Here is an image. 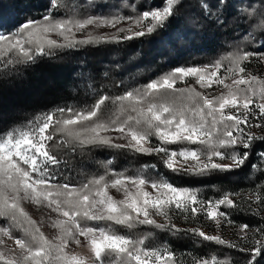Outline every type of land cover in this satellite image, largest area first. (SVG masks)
Instances as JSON below:
<instances>
[{
  "label": "snow or ice",
  "instance_id": "6c2138e0",
  "mask_svg": "<svg viewBox=\"0 0 264 264\" xmlns=\"http://www.w3.org/2000/svg\"><path fill=\"white\" fill-rule=\"evenodd\" d=\"M196 2L199 13L184 27L173 23L184 0L146 10L128 2L49 0L39 18L0 19V90L42 57L170 32V41H186L196 28H226L229 8L244 25L240 42L208 63L171 68L137 87L121 81L119 93L89 82L90 103L0 123V264H264V178L254 179L264 177V148L256 151L264 145V73L249 69L264 66V0ZM19 6L31 7L25 0ZM102 151L158 162L117 171L114 159H105L102 171L85 172ZM161 166L193 184L247 167L250 186L205 197L174 183ZM26 204L47 210L53 237ZM201 217L218 230L231 228L235 238L209 234L197 226ZM152 230L188 239L194 248L208 242L229 251L177 256L167 240L153 243Z\"/></svg>",
  "mask_w": 264,
  "mask_h": 264
},
{
  "label": "trees",
  "instance_id": "16d2710c",
  "mask_svg": "<svg viewBox=\"0 0 264 264\" xmlns=\"http://www.w3.org/2000/svg\"><path fill=\"white\" fill-rule=\"evenodd\" d=\"M25 2L31 7L21 10L19 0H3V7H0V19L6 18L4 22L13 23L17 18L24 19L26 16L39 18L45 12L49 0H25ZM103 2L117 6L122 2H128L135 4L139 10L163 4V0H106ZM232 2L233 0H230V3ZM210 3L215 4L216 0H210ZM132 11L133 9L129 8L126 14ZM226 11L228 15L226 28H218L215 25L202 29L196 28L189 32L186 41H170L168 39V36L172 35L170 32L163 38L146 36L119 44L85 46L82 50H72L67 54L63 52L53 58L42 57L35 65L25 69L22 76L15 80L9 78L10 82L0 90V112L4 111L7 105L11 108L17 107L19 115L8 119V121L15 119L17 122L21 121V117L33 116L56 106L80 105L79 100H84L89 82L97 89H110L112 93H119L122 89L116 85L121 81L125 86L137 87L150 79L157 78L171 68L208 63L221 55L230 45L239 43L237 38L244 32V25L233 19L232 9L229 8ZM180 13V18L173 23L184 27L189 24L191 17L199 13L196 0H184ZM8 14L12 17L8 18ZM3 79V74L0 73V81ZM79 81H82L81 85L77 86ZM87 102L90 103V99ZM262 148L264 145H257L256 151ZM103 156L114 159L117 171L158 162L155 157L135 156L114 151L94 153L91 162L94 164L102 162ZM94 169L98 168L93 165V169L87 173H94ZM159 172L167 175L174 183L198 188L205 197H215L221 189L239 191L250 186V181L247 179L249 175L247 167L234 173L217 174L202 184H193L190 178L176 177L162 166ZM261 178L264 177H254L257 182ZM234 219L250 224L255 222L251 217L246 216L234 215ZM142 231L146 232L149 229L145 227ZM152 231L153 243L158 244L167 240L177 252V256L188 251L205 254L212 251L220 253L229 251L208 242H205L201 248H194L188 239H178L165 233ZM137 233L141 232L137 231Z\"/></svg>",
  "mask_w": 264,
  "mask_h": 264
},
{
  "label": "rangeland",
  "instance_id": "374dc122",
  "mask_svg": "<svg viewBox=\"0 0 264 264\" xmlns=\"http://www.w3.org/2000/svg\"><path fill=\"white\" fill-rule=\"evenodd\" d=\"M103 1H106V0H103ZM81 2H84V0H82ZM127 10L128 9H124L125 14H126V11ZM103 11L106 14L107 11H108V9H104ZM8 15H9L8 18H11L12 17L10 14H8ZM2 20L4 21V20H7V19L5 18V19H2ZM13 23H14V21H13ZM101 31H105V30H101ZM78 35H80V34H78ZM84 48L85 47H82L79 50H82ZM70 51H72V50L66 51L65 54L69 53ZM249 69L251 71H253L254 73H264V66L252 64V65H249ZM81 82L82 81H79L78 84H77V86H80L81 85ZM217 91H219V89H217ZM87 98H88V96L85 94L84 100L83 99L79 100L80 105H83L85 102H87L89 100V98L88 99ZM18 115H19V113H18L17 107L16 108H14V107L11 108L9 105H7L6 106V109H4V111H1L0 112V123H7V122H11V121H16L15 119L8 121V119H10V117H12V116L15 117V116H18ZM23 118H25V117H21V120H23ZM17 122H20V121H17ZM102 158L105 160V159H110L111 157L108 156L106 158V156H103ZM253 159H255V156H253ZM93 165L96 166V168H98V169H94L93 172H96L98 170L102 171V169H99V163L98 162H95V164H94V162H89L87 164L86 168L84 169V171L85 172H90L93 169ZM135 169H137V168L128 169V170L134 171ZM149 174L151 175L152 173L150 172ZM73 175H74V178L76 180H82V179H84L83 176H76L75 174H73ZM111 192L117 198H121V195L119 193H116L114 190H111ZM25 207L27 208V210L30 212V214L33 216L34 219H37L38 221H42V225H41L42 226V230L50 238L53 237L56 234L55 229H53V228H51V227L48 226L49 225V219H48V215H47V210H45V209H39V210H37L35 208V206L30 205V204H26ZM176 222L178 224H180L182 227L183 226H188L181 219H177ZM197 226L203 227V229L205 231H207L209 234H215L217 231H219L220 234H222L226 239H234L235 238L234 237L233 230L231 228L225 226V227H222L221 229L218 230L216 228V225L214 223H212L210 221L204 220L203 217L200 218V224L197 225ZM137 231H140L141 233L144 232V231H142V228L138 229ZM72 247L76 251H83L82 249L76 248L75 245H73Z\"/></svg>",
  "mask_w": 264,
  "mask_h": 264
}]
</instances>
